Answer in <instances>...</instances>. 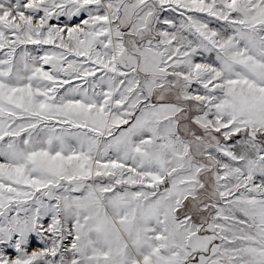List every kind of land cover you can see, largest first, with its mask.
Returning <instances> with one entry per match:
<instances>
[{
	"label": "snow or ice",
	"instance_id": "1",
	"mask_svg": "<svg viewBox=\"0 0 264 264\" xmlns=\"http://www.w3.org/2000/svg\"><path fill=\"white\" fill-rule=\"evenodd\" d=\"M0 264H264V0H0Z\"/></svg>",
	"mask_w": 264,
	"mask_h": 264
},
{
	"label": "rangeland",
	"instance_id": "2",
	"mask_svg": "<svg viewBox=\"0 0 264 264\" xmlns=\"http://www.w3.org/2000/svg\"><path fill=\"white\" fill-rule=\"evenodd\" d=\"M47 67V66H46ZM98 75H99V73H98ZM73 83H79V81H74ZM35 246H37L36 244H35V241H34V243H33V247H35Z\"/></svg>",
	"mask_w": 264,
	"mask_h": 264
}]
</instances>
